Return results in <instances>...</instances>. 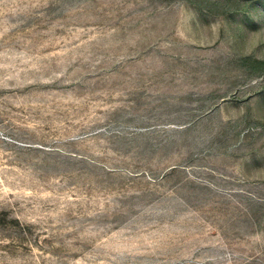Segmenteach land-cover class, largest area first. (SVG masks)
I'll return each instance as SVG.
<instances>
[{"label":"rangeland","instance_id":"rangeland-1","mask_svg":"<svg viewBox=\"0 0 264 264\" xmlns=\"http://www.w3.org/2000/svg\"><path fill=\"white\" fill-rule=\"evenodd\" d=\"M0 264H264V0H0Z\"/></svg>","mask_w":264,"mask_h":264}]
</instances>
